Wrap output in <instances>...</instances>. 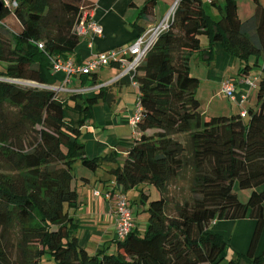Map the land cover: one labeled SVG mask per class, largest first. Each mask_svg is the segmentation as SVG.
Masks as SVG:
<instances>
[{
    "label": "trees",
    "instance_id": "16d2710c",
    "mask_svg": "<svg viewBox=\"0 0 264 264\" xmlns=\"http://www.w3.org/2000/svg\"><path fill=\"white\" fill-rule=\"evenodd\" d=\"M9 1L15 5L1 0L0 6V264H41L46 251L53 264H218L229 237L215 224L244 217L254 220L247 249L227 264H264V248L257 252L264 229V4L252 0L253 13L241 19L236 0H212L209 8L206 0L177 1L135 65L142 115L122 162L107 169L110 192L125 195L132 219L135 199L126 192L138 191L146 225L140 230L134 223L124 238L115 235L93 250L79 243L70 214L77 204L73 166L77 160L91 170L101 165L102 157L86 155L80 134L112 84L97 85V70L80 73L82 84L97 87L62 99L45 83L49 57H67L80 42L74 25L90 5ZM156 3L144 0L140 13L151 17ZM201 35L241 59L243 76H257L243 117L200 111L190 61ZM186 176L188 193H173L172 183ZM243 188L251 189L246 199L236 192Z\"/></svg>",
    "mask_w": 264,
    "mask_h": 264
},
{
    "label": "crops",
    "instance_id": "0c3cea01",
    "mask_svg": "<svg viewBox=\"0 0 264 264\" xmlns=\"http://www.w3.org/2000/svg\"><path fill=\"white\" fill-rule=\"evenodd\" d=\"M169 1L162 0V7L157 6L158 3H156L153 15L146 18L140 13L144 0H86L88 5L92 7L93 18L102 24V34L93 39L91 46L87 41L88 36L85 35L80 39L74 50L67 54V57L78 64L94 53L128 46L138 36L141 29L145 30L147 27L159 25L169 9L166 12L164 10V6ZM259 2L264 4L261 0ZM236 3L238 16L241 19H245L253 13L254 4L250 0H241V7L238 0H236ZM201 37V49L192 55L190 61V71L199 80L196 87V96L200 101V111L202 113L210 111L209 113L212 114L214 111L227 113L236 108L237 111L245 109L247 99L238 103L222 93L223 82L226 79L234 78L237 81L235 92L239 93L247 89L248 103L253 100L252 92L250 93L253 87L244 82V74H241L240 71L243 61L228 54L220 42H215L210 46L208 38L205 35H201ZM248 61L252 63L253 56H249ZM119 68V64L116 63L99 68L96 71L97 85L112 79ZM45 72L47 86L56 88L59 91L72 92L73 90L82 89L80 92H84L91 90L93 87L88 83L79 88L60 89L54 87L56 84L53 83L57 82V78H65L67 72L64 70L55 71L51 66ZM253 72H257L256 67L250 68L249 73ZM51 76H54L55 80H53L54 78L51 79ZM70 76L76 77L80 74H71ZM107 92L109 93V99L98 100L92 106L91 115L82 125L80 134L86 155L102 157L101 165L95 170H91L77 160L73 166L75 174L73 185L77 189V204L70 209H73L70 214L71 216L75 214L79 223L83 222L86 225L82 226L80 232L77 231L78 240L81 244L90 245L93 250H97L115 237V202L107 195V191L110 189L109 181L113 177L107 169L122 162L127 146L133 141V138H131V141V135L129 134L134 137V133L128 123V118L134 110L138 89L130 83L118 81L108 86ZM219 95L228 99L229 103L223 106L218 104L219 101L216 100V97ZM95 191H99V194L95 195ZM137 212V208L133 210L134 221L135 226L140 229L136 220ZM253 227L254 220L250 217L219 220L215 224L217 232L229 237L226 256H228L229 249L231 250L229 257L235 252H245ZM140 230H143V228ZM263 248L264 229L257 246V252H260Z\"/></svg>",
    "mask_w": 264,
    "mask_h": 264
},
{
    "label": "built area",
    "instance_id": "2783aa9c",
    "mask_svg": "<svg viewBox=\"0 0 264 264\" xmlns=\"http://www.w3.org/2000/svg\"><path fill=\"white\" fill-rule=\"evenodd\" d=\"M208 2L212 0H206ZM6 5H15V2H10L9 0H3ZM177 1L172 4L169 11L164 15L162 21L156 27H147L142 33L138 34V36L126 47H119L116 49H110L107 51H100L92 54L91 57L87 58L85 61L79 64H75L73 60L69 57L63 58L59 55L49 57V62L53 70H64L67 72L65 77V81H69L71 74H84L90 73L92 71L98 70L102 66H107L112 63L119 64L120 68L116 75L110 79L109 81L103 84H110L112 82H118L123 77H128L130 84L132 86L137 87V82L133 77V71L135 69V65L141 59V57L145 54L147 49L152 45L153 41L157 37L158 33L163 30L169 20V15H173L174 6H176ZM92 7H83L81 9L80 15L78 16V21H76L74 25V30L81 36H88V44L91 46V40L95 36H100L102 34L101 24L97 22L93 18L92 15ZM41 47L42 44L39 43ZM256 78L257 76H243L244 82L249 86H256ZM236 79L229 78L226 79L222 84V93L237 101L238 103L243 102L248 99V90H242L239 93L235 92ZM97 86H93L92 88H96ZM91 88V89H92ZM61 89V88H60ZM58 90V89H57ZM82 89L73 90V92H80ZM246 111L244 109L240 110V115L243 117ZM142 115V107L139 102V98L137 97V101L135 102V107L133 112L128 118V123L134 132ZM111 188L107 191V195L112 198L115 202L114 204V213H115V221H116V238L122 239L124 238L130 230L134 227V221L132 219L131 210L128 207V203L126 197L123 193H113L110 192ZM95 195L99 194V191L94 192ZM214 222V221H213Z\"/></svg>",
    "mask_w": 264,
    "mask_h": 264
},
{
    "label": "rangeland",
    "instance_id": "374dc122",
    "mask_svg": "<svg viewBox=\"0 0 264 264\" xmlns=\"http://www.w3.org/2000/svg\"><path fill=\"white\" fill-rule=\"evenodd\" d=\"M158 2V5L157 6H160V7H162V5H163V3H161V1L162 0H157ZM173 2H174V0H170L169 1V3H166V5L164 6V10H165V12H166V10L168 9V8H170L171 7V5L173 4ZM238 2L240 3V7L242 6L241 5V0H238ZM250 2L252 3V1L250 0ZM261 2H264V0H261ZM205 5H206V7L207 8H209L211 5H210V2H208V1H205ZM175 7V6H174ZM167 13V12H166ZM165 15H167V14H165ZM169 17L171 18V15H169ZM170 18H169V20H170ZM247 18V17H246ZM168 20V21H169ZM101 24V23H100ZM101 27H102V24H101ZM102 30H103V27H102ZM96 37V36H95ZM94 37V38H95ZM93 38V39H94ZM202 38V37H201ZM93 39L91 40V41H93ZM91 45H92V42H91ZM118 48V47H117ZM102 67H104V66H102ZM98 71V70H97ZM118 72V71H117ZM252 74V73H251ZM252 76H254V75H252ZM54 80H55V78H54ZM57 80V82L56 83H53V84H56V85H54V87H59V88H62V89H67V90H69V89H71V88H79V87H81L83 84H82V79L80 78V76H76V77H72V76H70V79H69V81H65V78H63V79H59V78H57L56 79ZM76 82H78L77 83V85H76ZM114 83H116V82H112L111 84L113 85ZM131 85V84H130ZM56 89V88H55ZM73 92V91H72ZM252 92V93H251ZM256 92H257V89H256V86L255 87H253V88H251V90H250V93L252 94V96H253V100L252 101H254V99H255V96H256ZM68 93L69 92H67V91H60L59 92V90H58V96L59 97H61L62 99H66L67 98V95H68ZM249 99V98H248ZM248 99H247V102L245 103L246 104V106L248 105V104H251L252 103V101L250 100L249 101V103H248ZM216 100L217 101H219L218 102V104H220L221 106H223L224 104H228L229 103V101H228V99H226L224 96H222V95H219L218 97H216ZM67 104L68 105H72L73 104V101L69 98L68 99V101H67ZM70 109V108H69ZM71 110V109H70ZM238 109L236 108V109H234L233 111H230V112H223V111H214V113H209L210 111H208V112H204V114L206 115V116H208V115H219V114H231V113H233V112H235V111H237ZM115 112H117V111H115ZM129 135H131V137H130V139L131 138H133L134 139V137H133V135L132 134H129ZM131 141H132V139H131ZM81 168H83V167H81ZM84 169V168H83ZM189 177H185L184 179H182L181 181L179 180V182H176V183H172V185H171V187H170V190L173 192V193H176V194H178V192L179 191H183V192H185V194H187L188 193V182H189ZM250 191H251V189H249V188H243V189H238L236 192H237V194H238V196L241 198V199H246L247 198V196L249 195V193H250ZM150 192H151V195L152 196H154V195H156L157 194V189L152 185L151 186V188H150ZM127 194L129 195V197H131V198H133V199H135V201H131L132 202V209L133 210H136V208H137V210H138V215L136 216V220H137V222H138V224H139V226H140V229L141 228H143L144 229V227H145V225H146V222H147V214H146V210H144V209H146V207H147V204L145 203V204H140V203H138L137 201H138V199H139V196H138V191L135 189V188H129L128 189V191H127ZM71 211V213L73 212V209L72 210H70ZM73 216V221L75 222V223H77V231H79L80 232V229H82V226H86L83 222H81V223H79V221H78V218L76 217V215L74 214V215H72ZM133 221H134V215H133ZM134 223H135V221H134ZM107 242H110V241H107ZM79 243H81V242H79ZM86 246H88L89 248H91V249H93V247H91L90 245H86ZM114 247V244L112 243L111 244V246H110V248H109V250H111L112 248ZM230 249H229V251H228V256H225V258L224 259H222L220 262H219V264H227V262H228V258H229V256H230ZM40 261H41V264H53V258H52V256H51V254L49 253V252H44L42 255H41V258H40Z\"/></svg>",
    "mask_w": 264,
    "mask_h": 264
},
{
    "label": "water",
    "instance_id": "95a60500",
    "mask_svg": "<svg viewBox=\"0 0 264 264\" xmlns=\"http://www.w3.org/2000/svg\"><path fill=\"white\" fill-rule=\"evenodd\" d=\"M176 1H178V0H174V2H176ZM174 2H173V3H174ZM1 5H2V2H1V0H0V6H1Z\"/></svg>",
    "mask_w": 264,
    "mask_h": 264
},
{
    "label": "clouds",
    "instance_id": "9594fccd",
    "mask_svg": "<svg viewBox=\"0 0 264 264\" xmlns=\"http://www.w3.org/2000/svg\"><path fill=\"white\" fill-rule=\"evenodd\" d=\"M171 6H172V5H171ZM169 9H170V8H169ZM169 9H168V11H169ZM168 11H167V12H168ZM163 17H164V16H163ZM145 29H146V28H145Z\"/></svg>",
    "mask_w": 264,
    "mask_h": 264
}]
</instances>
